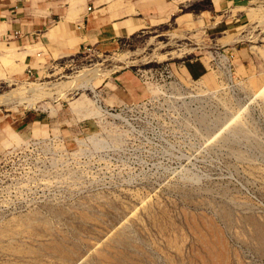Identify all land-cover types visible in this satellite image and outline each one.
<instances>
[{
	"label": "rangeland",
	"instance_id": "374dc122",
	"mask_svg": "<svg viewBox=\"0 0 264 264\" xmlns=\"http://www.w3.org/2000/svg\"><path fill=\"white\" fill-rule=\"evenodd\" d=\"M180 14L0 81V264H264V0Z\"/></svg>",
	"mask_w": 264,
	"mask_h": 264
},
{
	"label": "crops",
	"instance_id": "0c3cea01",
	"mask_svg": "<svg viewBox=\"0 0 264 264\" xmlns=\"http://www.w3.org/2000/svg\"><path fill=\"white\" fill-rule=\"evenodd\" d=\"M184 1L0 0V81L88 47L116 50L124 40L173 16L185 24L199 22L177 15ZM211 1L221 8L239 0ZM120 77L131 76L125 72L116 81H121ZM5 134L0 124V142Z\"/></svg>",
	"mask_w": 264,
	"mask_h": 264
},
{
	"label": "bare ground",
	"instance_id": "6f19581e",
	"mask_svg": "<svg viewBox=\"0 0 264 264\" xmlns=\"http://www.w3.org/2000/svg\"><path fill=\"white\" fill-rule=\"evenodd\" d=\"M88 74V73H87ZM85 76V75H84ZM83 77V76H82ZM79 78H81V77H79ZM87 78V77H86ZM78 79V78H77ZM76 80V79H75ZM74 80V81H75ZM93 78L92 79H89L88 81H85V82H83L85 85H88L89 87H94V85H93ZM35 90V89H34ZM15 96H13V97H15V99H18V98H22L18 93H15L14 94ZM3 97V96H2ZM1 98V97H0ZM11 100V99H10ZM9 100V98H1L0 99V103H4V102H7V101H10Z\"/></svg>",
	"mask_w": 264,
	"mask_h": 264
},
{
	"label": "built area",
	"instance_id": "2783aa9c",
	"mask_svg": "<svg viewBox=\"0 0 264 264\" xmlns=\"http://www.w3.org/2000/svg\"><path fill=\"white\" fill-rule=\"evenodd\" d=\"M87 49H88V50H91L92 48H91V47H88ZM28 71H30V69H29Z\"/></svg>",
	"mask_w": 264,
	"mask_h": 264
}]
</instances>
